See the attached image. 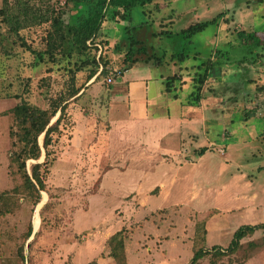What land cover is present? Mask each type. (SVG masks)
Listing matches in <instances>:
<instances>
[{"label": "rangeland", "instance_id": "rangeland-1", "mask_svg": "<svg viewBox=\"0 0 264 264\" xmlns=\"http://www.w3.org/2000/svg\"><path fill=\"white\" fill-rule=\"evenodd\" d=\"M5 1L20 7L28 0ZM3 4L0 0V8ZM221 13L217 25L191 42L183 37L184 29ZM127 25L104 24L111 47L127 44ZM47 27L38 30L39 39ZM130 27L162 63L143 62L117 76L122 56L113 52L115 67L96 82L79 76L84 95L69 105V126L55 146L58 160L47 180L49 193H42L37 206L30 198L34 191L9 169L8 110L17 101L8 95L22 93L29 77L25 98L44 109L67 78L57 68L49 72L48 65L30 68L28 53L14 69L0 59V195L7 192L0 196V264H116L111 239L121 231L129 236L124 242L128 264H188L195 245L226 248L240 227L264 224V96L257 91L264 87V43L243 45L237 39L247 30L264 41V0H158L134 10ZM181 53L185 85L180 100L168 102L159 96L158 80L178 73L171 56ZM209 59L214 68L200 104L184 106L195 90L193 78ZM142 97H148L149 114L158 123L137 120L144 116ZM166 106L171 118L164 125ZM194 112L202 120L188 121ZM149 126L156 129L154 137ZM241 174L246 178L237 177ZM41 211L51 225H41ZM30 225L33 235L25 242ZM24 242L29 262L19 257ZM237 258L264 264V231L245 239Z\"/></svg>", "mask_w": 264, "mask_h": 264}, {"label": "trees", "instance_id": "trees-1", "mask_svg": "<svg viewBox=\"0 0 264 264\" xmlns=\"http://www.w3.org/2000/svg\"><path fill=\"white\" fill-rule=\"evenodd\" d=\"M157 1L28 0L23 3V6L14 7L4 0L5 4L0 8V59H6L9 68L14 69L17 65L19 66L23 56L28 53L32 57L29 63L30 68L48 65L49 72L57 68L63 71L64 77L67 78L64 89L56 96L50 97L48 106L44 109L25 98L30 94L29 77L23 84L22 93L8 95L17 101L15 106L8 111L11 116L9 169L12 176H20L27 189L34 191V194L30 196L33 206H37L41 202L43 192L49 193L47 180L51 169L58 160L55 146L61 142L65 130L69 126V105L84 95V93L80 94L84 85L79 86L78 83L81 82L79 76L87 75L85 83L94 78V82H96L102 74L105 75L108 70L115 67L116 62L112 60L111 55L113 52L122 56L120 64L117 63L122 75L143 62L156 65L162 63V58H157L154 54L149 55V48L144 42L132 36L130 27L134 10L152 5ZM158 6L157 3L156 8L159 9ZM75 11L77 12L74 14ZM221 16H223L222 13L211 21L189 26L182 31L183 37L191 42L195 36L203 33L209 26L217 25ZM71 18L73 21H69ZM107 22L115 24L128 22L124 31L127 44L119 43L114 47L108 44L109 39L102 32L104 24ZM145 24L146 22L140 25ZM46 25H48L46 35L45 37L42 35L39 39L38 30ZM237 39L241 40L243 45L256 43L261 46V43H264L256 32L247 30L239 31ZM124 48H126V52L123 51ZM216 54L219 58L220 51L217 50ZM185 58V54L182 53L171 56V60L178 63L179 70L178 73L163 81L164 92L173 100L180 99V92L185 85L183 79L185 68L182 67ZM213 59L202 63L201 67H205V70L197 73L193 78L195 90L184 106L200 104L203 87L214 68ZM187 68L186 70L189 69ZM191 68H195V66ZM100 69H102L101 73H99ZM0 73L2 74V72ZM17 78L24 80L21 75ZM257 91L264 96V87H257ZM254 110L246 112L245 119L248 120ZM40 138H42V144H40ZM205 152L206 150L203 149L200 155ZM43 153L44 161L39 162ZM28 162H34L30 169L27 167ZM5 194L7 192L0 196ZM45 207L47 204L43 206L42 210ZM41 219L42 226L45 222L51 225L42 211ZM42 226L35 236L41 234ZM259 230L264 231V224L240 227L233 233L232 240L226 248L213 246L208 249L195 245L193 256L188 264H203L205 260H207V264H244L245 260L238 259L237 254L243 248V241L254 236ZM32 235L33 227L30 225L25 242ZM128 237L121 231L120 237L115 235L111 239L113 246H111L110 257L116 264H128L124 243ZM34 241L35 238L28 244V251L31 250ZM25 242L19 247V257L23 262H29L30 258L26 257L24 253ZM248 246L251 249L257 247L254 243H249Z\"/></svg>", "mask_w": 264, "mask_h": 264}, {"label": "crops", "instance_id": "crops-1", "mask_svg": "<svg viewBox=\"0 0 264 264\" xmlns=\"http://www.w3.org/2000/svg\"><path fill=\"white\" fill-rule=\"evenodd\" d=\"M147 70V69H146ZM160 79L158 80V81H160L161 83H162V85H163V80H165L164 79V76H160L159 77ZM147 81H150V80H152L151 78H148V79H146ZM162 85H161V88H160V94H159V96L160 97H162L163 96V98L165 99V100H169V99H167V98H170L165 92H164V86L162 87ZM170 100L171 101H174V102H177V101H179L180 99H178V100H173V99H171L170 98ZM169 102V101H168ZM141 104H142V107H143V113H144V116H143V118H140V116L139 117H137V120H141V124H149V122H150V124L151 123H153V124H156V123H158L159 121L156 119V120H152L153 118V116L151 117L150 116V114H149V99H148V97H142V101L140 102ZM181 105H182V103H181ZM138 106V105H137ZM10 110V109H9ZM8 110V111H9ZM165 117H163V119L161 120V122H163V124L165 125V123L166 122H169L170 121V118H171V114H170V111H169V108H168V106H166V113H165V115H164ZM181 116H183V114L181 115ZM202 114H196L195 112L193 113V115H192V117L191 116H189L187 119H188V121H193L194 119H195V121L196 120H202ZM138 118H140V119H138ZM136 119V118H135ZM144 122V123H143ZM194 123H196V122H194ZM147 129V128H146ZM156 129H154V128H151L150 126L148 127V132H152V137H154V131H155ZM204 155V154H203ZM202 155V156H203ZM202 156H200V158L198 159V160H196L195 162H198L196 165H198V166H196L195 165V167L196 168H194L195 169V171H197V168L199 167V163H201L200 161V159L202 158ZM194 162V163H195ZM237 177H241L242 179H245L246 178V176L244 175V174H241V175H239V176H237ZM247 186H251L250 185V183H247ZM220 192V191H219ZM226 210H228L227 208L224 210L223 209V211H226Z\"/></svg>", "mask_w": 264, "mask_h": 264}, {"label": "built area", "instance_id": "built-area-1", "mask_svg": "<svg viewBox=\"0 0 264 264\" xmlns=\"http://www.w3.org/2000/svg\"><path fill=\"white\" fill-rule=\"evenodd\" d=\"M101 70H102V69H101ZM116 74H117V76H120V75H121L120 72H118V73H116ZM107 82H108L109 84H111V83L113 82L112 78H109V79L107 80Z\"/></svg>", "mask_w": 264, "mask_h": 264}, {"label": "bare ground", "instance_id": "bare-ground-1", "mask_svg": "<svg viewBox=\"0 0 264 264\" xmlns=\"http://www.w3.org/2000/svg\"><path fill=\"white\" fill-rule=\"evenodd\" d=\"M38 228V226H36Z\"/></svg>", "mask_w": 264, "mask_h": 264}]
</instances>
